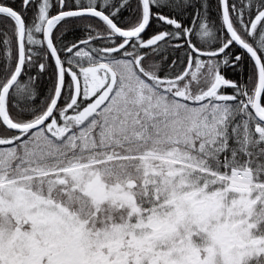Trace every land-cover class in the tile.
Listing matches in <instances>:
<instances>
[{
    "label": "snow or ice",
    "instance_id": "6c2138e0",
    "mask_svg": "<svg viewBox=\"0 0 264 264\" xmlns=\"http://www.w3.org/2000/svg\"><path fill=\"white\" fill-rule=\"evenodd\" d=\"M0 264H264V0H0Z\"/></svg>",
    "mask_w": 264,
    "mask_h": 264
}]
</instances>
